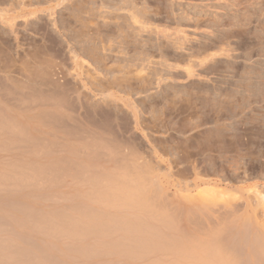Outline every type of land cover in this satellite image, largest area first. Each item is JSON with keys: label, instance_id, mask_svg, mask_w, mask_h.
I'll return each instance as SVG.
<instances>
[{"label": "rangeland", "instance_id": "obj_1", "mask_svg": "<svg viewBox=\"0 0 264 264\" xmlns=\"http://www.w3.org/2000/svg\"><path fill=\"white\" fill-rule=\"evenodd\" d=\"M60 1L0 0V101H8L5 104L9 106V110L12 105V110H17H13L15 113L10 110L9 115L14 116L16 112L17 115L18 112L37 115L43 108L44 113L48 110L49 114H54L58 111L51 110L58 103L62 105L58 107L66 115L76 117L79 111L76 106L60 101L63 106L59 102L63 96L59 98L55 94L58 92V96L64 93L67 97H73L80 92L81 96L85 95L83 97L90 106L96 104L101 108L99 112H90V117L106 124L107 130L99 134L98 129L83 119L82 126L88 125L92 135L80 132V137H75L73 134L68 143L85 142L84 139L88 136V142L93 145L92 150L99 151L97 153L100 154V158L97 156L92 159V162L97 163L96 166H102L99 172H108L104 166L110 168L111 159L105 158V153L113 156L116 153L112 149L118 148L122 150L120 153L116 151L118 155H125L123 157L127 156L126 159L132 163H141L140 166L144 167L142 170L139 164L138 168L131 166L134 163L130 164L127 159L130 168L138 169H131L132 172L135 170L136 175L141 169L139 175L143 177L144 170L151 173H148L150 176L146 174V177H158L157 182L166 195L161 193L160 201L165 205L168 197L167 207L170 212H174L171 215L168 210V218L179 227L182 237L204 238L202 228L209 222L208 225H216L225 219L238 217L244 222L251 214L250 209L255 210L258 220L262 222L263 209L259 206L256 208L253 203L256 191L264 193V0H131L133 5L131 1V6L127 2V8L121 10L117 7L110 9L106 3L102 7L101 0ZM48 7L54 8L53 11H49ZM52 12L54 15H50ZM132 13L137 15L135 23L133 19L130 20L129 15ZM107 24L112 27L123 25V34L108 37L104 26ZM95 34L99 35L94 36ZM67 39L79 49L77 61L81 64L78 69L72 63L74 59L72 61L73 55L70 54ZM71 40H75L74 45ZM102 40L106 41L103 42L106 43L103 45L105 48L111 46L108 48L110 51L101 50ZM90 60L103 61L106 69L110 67L111 74L96 70ZM76 77H80V82H85L86 90L81 89L83 86ZM17 82L20 84L17 85ZM14 83L21 94L18 95V101L16 93H13L16 97L12 95L14 86L10 88ZM48 87L53 88L48 90ZM57 87L66 89L67 92L56 91ZM77 87L79 90L76 91ZM98 89H105L107 95L111 94L117 103L110 101L112 99L108 100L109 98L104 99L99 95ZM6 94L7 98L4 96ZM41 98L48 100V103L44 100L47 105ZM24 104L27 107H22ZM45 119V128H42L49 130V127H54L51 129L56 132L59 141H66V136H71L63 133V126L58 128L59 123H54L48 117ZM49 121L54 125L59 124L58 127L49 125ZM94 135L101 138L97 139ZM82 137L84 141L81 140ZM99 139L101 145L98 143ZM102 142L109 144H106L108 147L111 145V149L106 148L109 153L103 149L104 155L100 152L101 149L97 150L98 146L103 147ZM116 158L118 161L119 157ZM104 159L109 161L108 165L106 161V165H103ZM121 159L123 158L120 157L119 160ZM118 166L115 164L116 168ZM124 169L122 167L123 171ZM62 170L65 169L46 173L43 175L44 181L42 179L38 183L46 185L45 190L50 189L47 192L70 190L62 188L64 185L59 183L60 188L57 182L63 180L62 177L66 174V179L70 182L76 173L72 175L68 169L60 177V173L66 171L61 172ZM83 170L81 174L87 176L85 169ZM109 170L108 173L111 174L112 169ZM120 170L118 175L121 174ZM115 172L117 169L113 170L114 174ZM127 172L122 178L135 175ZM81 174L80 178L83 177ZM80 178L75 175L76 181L81 180ZM76 181L70 188L77 187V190H81V181L77 182L80 187ZM157 199L159 200L158 197ZM23 200L28 202L29 199ZM232 208L234 211H231ZM201 211L208 213L202 214Z\"/></svg>", "mask_w": 264, "mask_h": 264}, {"label": "bare ground", "instance_id": "obj_2", "mask_svg": "<svg viewBox=\"0 0 264 264\" xmlns=\"http://www.w3.org/2000/svg\"><path fill=\"white\" fill-rule=\"evenodd\" d=\"M130 1L131 0H128V1L126 0H101V6L104 7L103 4L106 3L109 5L110 9L114 10L117 7L118 9L121 10V9H125V7L127 6L126 3L128 2V4H130L129 3ZM60 2L63 3L62 0ZM75 4L73 5L75 6ZM131 4H132V1H131ZM73 5L72 7H74ZM79 5L81 6V4ZM64 8L66 7L64 6ZM49 9H48L49 11H53L52 9L54 8L52 9L49 8ZM50 15H54L53 12L50 13ZM104 15H106V13ZM129 16L131 17L130 20L133 19L134 21V22L132 21L133 23L137 22L135 20L137 15L135 16V14L132 13ZM56 21L57 20H55L54 22L56 23ZM53 24L54 23H52V25ZM108 24L104 25L105 29H107V34L109 35L108 37L112 38L114 36L118 37L117 35L121 36L120 35L122 33L121 27H123V25L122 26L116 25L115 27H112V25H108ZM96 35H99V34H95L94 36ZM124 38L127 39L126 37ZM130 38H133V37H130ZM93 39H96V38H93ZM107 40L109 41L110 39H107ZM73 41L75 40H71V43L74 45ZM103 42H106V41L102 40L100 42L101 44L99 43L102 46L101 50L104 49V50L110 51V49L108 48L111 46L106 45L108 47L105 48L103 45H105L106 43L103 44ZM67 43L70 44V40L69 42L67 41ZM127 44L129 43L127 42ZM68 48L70 50V54L73 55L72 61L74 59V62L72 63H74L75 67H77L78 69L79 64H81L80 62L77 61V58H78L77 52H79L78 51L79 49L77 47L72 46L71 44L69 45ZM75 48H77V50ZM94 48H97V47L94 46ZM101 50L99 51L101 52ZM83 56H84V53H83ZM101 59L99 61H101ZM92 61H93V64L95 65L96 70H99L100 72H104L105 74L107 73L111 74L109 73V71L111 70L109 69L110 67L106 69L107 67L105 68L102 64L103 61L102 62H99L98 60H92ZM81 66L82 65H80V69H81ZM113 71L116 72L117 70L116 71L113 70ZM118 79L120 78L118 77ZM80 81L81 80L79 79V83L81 84V86H83V88L81 89H84V86L86 84L85 82L83 83V81L82 82ZM19 84L20 83H18L17 85ZM17 85H15L14 83L10 85V88L11 86H14L12 89L14 90L12 92V95L13 96L16 95L17 96L16 99L18 101L19 100L18 95L20 94V91L17 88L18 87ZM32 85H33V82H32ZM117 85H118V82H117ZM52 88L50 89L48 87V90L49 89L52 90ZM62 88L58 89L57 87L56 91L63 90L64 88L63 89ZM88 88L89 87H87V89ZM6 89H7V86H6ZM77 89L79 90L78 87L75 90L77 91ZM103 90L105 89H102V91L100 89L98 91L99 95H101L104 99H107V98H109L108 100L112 99V95L109 94L108 96L106 93V90L105 91ZM64 91H66V89L63 90V92ZM13 93L14 94L16 93V94L14 95ZM57 93L58 92H56V94ZM8 94L4 96L7 98ZM56 94L55 96L59 98L63 96L62 97L63 99L60 98L61 100H59V102L62 101L64 103L66 101V104L70 103L71 105L76 106V108L79 110L76 117H72L71 115H68V114L66 115L63 112L64 111L63 108H62L63 111H61L59 107H61L62 105H59L57 103L58 102L57 100H55L57 104L53 106H54V109H56L59 106L58 108L60 110H57L58 108L56 110L54 109L51 110L55 112L58 111L54 114H49L50 112L48 113V110L46 113H44L43 110L45 108H43L42 109L43 112L41 111V113L37 115H29V114L27 115L26 112H22V113L18 112L19 115H17V112H16L15 115H17V117L15 115L14 116L9 115V111L12 110V107H14L13 105L11 106L9 110V106L5 104L8 101H6L5 103L0 101L2 104V105L0 104V264H264V220L263 218H262L263 221L261 220L262 222L258 220L254 209H250L251 214L248 216V219L247 218L245 219L244 222L240 221L239 217L225 219L223 220V222L216 223V225H208L210 223L209 222L207 225H205V228H202V230H204L203 232H205L204 238L198 237L197 239H194V238L189 239L187 237L186 238L182 237L179 232V227L174 222H171L168 218L169 213L174 214V212H170L169 208L167 207L168 203L166 204V202L168 200V197H167V200L166 198L165 199L163 198L164 201L166 200L165 205L163 204L164 202L160 201V199L162 198L161 196L164 194L162 193L161 186H159L158 184L159 182H157L158 181L157 179H159L158 177L157 179L155 177H151V178L146 177L149 175L148 173H150L148 172L149 170L143 171V174L145 172L146 178L143 177V175H139L141 174L139 171L142 172L144 167H141L140 166L141 163L140 164L138 163L139 168L141 167L142 170L139 169V171H137L138 177L140 176L139 178H137V175L134 172L135 170H138V169L133 167L135 168V170L134 172H132L133 168H130L129 165L134 163L136 165L133 164L131 166L137 167L138 164L136 162L132 163L127 158L128 162L130 163V164L128 163L127 165V161H126L127 156L123 157L125 155L123 156L120 154L118 155V153L116 152L118 150V152L120 153L122 150L120 151L118 148L112 149L113 151L112 150L111 151L113 153L114 152L116 153V154L114 153L115 154L113 155L114 157L111 155V153H110V156H108L109 154L106 155V153L104 155V152H107V149H106L108 147L107 145H109L106 142L105 143L102 142L104 143L103 144L104 148L102 146H101L102 148H100V146L96 145L95 143L94 145L98 146L97 150L101 149L100 152H103V149H104V152H103L104 157L105 158L108 157L111 159L109 161H111L110 163L112 164H110L109 161L107 162V160L104 159L103 165H106V164L108 165L109 163L110 165L109 167L112 169L111 171L112 173L111 174L108 173L110 172L109 170L110 168L107 169L106 166H104L103 168L105 170H108L107 173L99 172L101 169L100 167L102 166L100 167L96 166L97 163L92 162L93 161L92 159L93 158L95 159V157L97 156L99 157L100 154L97 153L99 151L92 150L93 145L90 142H88L87 140L89 139L88 136L86 137L87 139H84L82 137L81 140L84 139L85 142L77 141V142L68 143L73 134L75 137L76 135L78 136L80 132L81 133L86 132L87 134L92 135V133H90L91 131L89 130V127H87L88 125L86 127L82 126L83 119L86 120L88 124L93 125V127L96 128V130L98 129L97 133L99 134L104 132V130H107L106 124L101 123V122H96V120H93L94 118H92L93 117L92 114L96 113L101 108L99 109L98 108L99 106H97L96 104L94 106L92 105L90 106L89 103H87L86 99L84 98L85 95L83 94L84 97L81 96L82 94L80 92L79 93L77 92L75 96L73 97H67L66 96L67 94L64 95V93H61L62 95L60 94V96H58L59 94L58 95ZM12 95L10 93V96ZM34 97L35 95H33V98ZM41 99L43 101L45 100L43 98ZM113 99L110 101L116 100V99L114 100ZM45 101L47 102L48 100L46 99ZM103 101H107V100H103ZM44 102H42V104ZM46 102L44 104H46ZM62 102L60 103L63 104ZM36 103L39 104V102L37 101ZM15 104H19V103L15 102ZM70 104L68 105L70 106ZM22 107H27V106L24 104V106L22 105ZM13 110L17 111L16 109H13ZM90 112L92 113L91 114L92 117H90ZM20 113L23 115H20ZM64 114L66 116H64ZM18 116L19 117L21 116V118L18 119ZM104 116H108V114H104ZM47 117L48 119L53 120L54 123L60 124V125L58 124L59 127L58 125L55 124L56 127L60 128V126L61 127L63 126L61 130L63 131L64 134L66 133V135H71V136H66V138L69 139V140L66 139L67 142L62 139L59 141V139L57 138L58 136L56 135V132L52 131L53 129H51L54 127H49V125L51 126L54 125L50 123L51 121H49L50 124L48 122L46 124L49 127L48 128L49 130H45L42 128L44 127L43 125L45 124L44 119ZM66 120L71 121V123L69 121L67 122ZM83 136L85 137V135ZM75 137L74 139H77ZM99 137L101 138V136ZM74 139L73 141H75ZM100 141L101 140L99 139L98 143L101 145ZM75 143H77V145ZM110 146L108 147V149L110 148ZM62 153H65V154L67 153L68 155H63ZM115 156H117V158L121 157L123 159L119 160L118 158V161H119L118 162L115 160L116 158ZM112 158L114 159L112 160ZM124 158H125L126 163L124 161ZM122 160L124 161V163ZM115 164H116V167L120 164L118 168H121V170H122V167L124 169V166L126 165L128 167L127 168L125 167L124 169L125 172L122 170L123 172L122 173L120 169L115 167ZM96 168L99 170L97 171ZM128 168H130V170ZM59 169L66 170V171L65 170L61 171V172L63 171L65 172L60 173V177H62L63 174L67 173L68 169H70L69 171L72 175L76 173L75 174L76 178H80V174L84 171L83 169H85L87 176H83L84 174L83 175L81 174L83 176V177L81 176L82 177L80 178L81 180L78 179L76 181L75 175H74L72 176L73 178L71 177L72 181L68 182V180L66 179V175H67L66 174L64 175V178L62 177L63 180H58L57 183H58V186L60 183L61 186L64 185V187L62 186V188H67L70 190L61 191V192L60 191L47 192L50 189H47L46 191L45 190L47 188L45 187L46 185H42V182L39 184L38 181L39 180L42 181V179L44 178L43 175H46V173H56V172H59ZM91 169H93L92 171L94 172H92ZM116 169H117V172H115V174L116 173L117 174L115 176V174L113 173V170H116ZM119 170H120L121 176L118 175ZM126 170L129 171L130 173L131 172L134 173L135 175L130 174L131 176L129 175L128 178L127 177L122 178L125 175L124 173L127 172ZM39 177L41 178L38 179ZM142 177L144 179H142ZM60 181L61 182L63 181V183H61ZM75 181L78 187H80L79 186L80 183H77V182L81 181V184H82L81 187L83 190L82 189L77 190L76 185H75L76 187L75 189L70 188L72 187L71 186L72 184L74 186ZM157 197L159 198V200L157 199ZM23 199H29L30 202L29 200L28 202H25ZM254 199H255V203L253 204H256L255 207L256 208L257 206L261 207L264 212V193L260 191L259 192L256 191V195ZM190 204L192 203L190 202ZM237 209H240V208H237ZM168 210H169V213H168ZM232 210L233 208L231 209V211ZM204 212H207V211H204ZM204 212H202V214ZM245 213H247V211ZM209 216H212V215H208V217Z\"/></svg>", "mask_w": 264, "mask_h": 264}]
</instances>
